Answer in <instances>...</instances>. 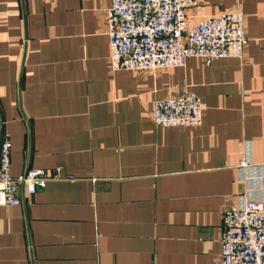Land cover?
I'll use <instances>...</instances> for the list:
<instances>
[{
    "label": "crops",
    "instance_id": "0c3cea01",
    "mask_svg": "<svg viewBox=\"0 0 264 264\" xmlns=\"http://www.w3.org/2000/svg\"><path fill=\"white\" fill-rule=\"evenodd\" d=\"M195 2L242 10L241 56L112 72L109 0H0L9 171L62 175L0 205V264H212L223 209L264 199V0ZM183 91L200 125L154 124L153 102Z\"/></svg>",
    "mask_w": 264,
    "mask_h": 264
},
{
    "label": "built area",
    "instance_id": "2783aa9c",
    "mask_svg": "<svg viewBox=\"0 0 264 264\" xmlns=\"http://www.w3.org/2000/svg\"><path fill=\"white\" fill-rule=\"evenodd\" d=\"M104 25L109 44L110 71L182 67L189 57L208 64L239 57L246 43L240 8L206 16L195 0H109ZM197 16L189 25L185 11ZM150 117L162 127H197L201 123L198 97L191 91L153 102ZM10 142L0 141V205H15L20 193L30 194L49 179L62 177L60 167H29L9 171ZM71 178L72 174H66ZM219 251L212 264H264V199L240 198L222 211Z\"/></svg>",
    "mask_w": 264,
    "mask_h": 264
}]
</instances>
